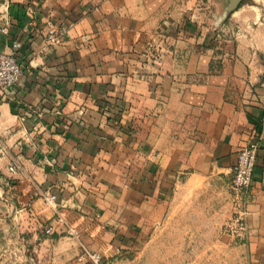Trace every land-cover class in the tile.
<instances>
[{"label": "crops", "instance_id": "0c3cea01", "mask_svg": "<svg viewBox=\"0 0 264 264\" xmlns=\"http://www.w3.org/2000/svg\"><path fill=\"white\" fill-rule=\"evenodd\" d=\"M227 9L200 22L177 0H0V52L17 43L23 70L0 97V264H81V244L112 264L169 233L264 264V19ZM50 26L67 30L53 47ZM256 135L250 236L234 242V167ZM182 212L194 223L177 229Z\"/></svg>", "mask_w": 264, "mask_h": 264}, {"label": "built area", "instance_id": "2783aa9c", "mask_svg": "<svg viewBox=\"0 0 264 264\" xmlns=\"http://www.w3.org/2000/svg\"><path fill=\"white\" fill-rule=\"evenodd\" d=\"M4 33L7 29H2ZM66 29H57L53 26L47 28L45 43L49 47L62 43ZM18 44L13 43L8 53L0 54V97L13 88L22 76V64L17 57ZM260 147V136L256 135L253 140L243 146L237 155V162L234 167V179L232 189L234 191L233 209L230 219L225 225V233L235 242H245L250 236V228L247 222L249 197L248 192L253 183V176L257 164ZM11 171L19 170L17 165L10 167ZM44 203L52 208L58 207V197L53 194L43 195ZM77 236L76 230L70 232ZM47 235L53 234V226L46 229ZM82 253L78 258L81 264H104L106 256L99 251H93L84 244H81Z\"/></svg>", "mask_w": 264, "mask_h": 264}, {"label": "rangeland", "instance_id": "374dc122", "mask_svg": "<svg viewBox=\"0 0 264 264\" xmlns=\"http://www.w3.org/2000/svg\"><path fill=\"white\" fill-rule=\"evenodd\" d=\"M177 2L181 9L188 10L196 15L200 22L205 19L207 22L212 20L214 15L221 13L220 9L222 10L229 4L228 0H177ZM246 4H253L261 9L262 18L264 19V0H255V2L253 0H243L239 8ZM185 214L182 212L181 216L173 222L177 229L178 227L189 226L194 223L192 219H189L188 214ZM216 220L213 219V221ZM214 237L208 236L209 239ZM205 238L207 237L205 236ZM152 239L147 247L136 248L119 254V257L112 264H205V262L206 264H211L212 260V264H219L217 261L220 258L219 252L213 255L214 252L203 250V236L201 235H171L169 233L163 235V238L161 236L158 241H156L154 236ZM189 242L196 245L195 250L186 247ZM206 259H209L208 263Z\"/></svg>", "mask_w": 264, "mask_h": 264}, {"label": "water", "instance_id": "95a60500", "mask_svg": "<svg viewBox=\"0 0 264 264\" xmlns=\"http://www.w3.org/2000/svg\"><path fill=\"white\" fill-rule=\"evenodd\" d=\"M228 1H229L228 9H227L228 14L236 11L243 2V0H228ZM2 53H8V52H0V54Z\"/></svg>", "mask_w": 264, "mask_h": 264}]
</instances>
